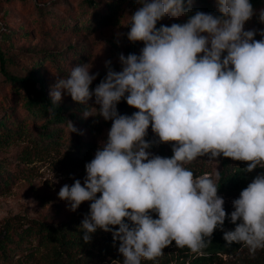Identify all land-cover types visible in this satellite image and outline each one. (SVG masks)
I'll return each instance as SVG.
<instances>
[{"label": "clouds", "instance_id": "clouds-1", "mask_svg": "<svg viewBox=\"0 0 264 264\" xmlns=\"http://www.w3.org/2000/svg\"><path fill=\"white\" fill-rule=\"evenodd\" d=\"M215 2L218 15L192 14L193 0H137L123 27L128 41L143 43L139 54L120 53V71L105 61L106 75L94 89L99 73L84 63L50 92L55 107L67 94L85 105L84 118L112 122L85 164L83 184H64L58 198L73 212L90 202L81 238L88 243L97 229L111 232L123 264L155 261L173 241L199 252L217 228L228 246L238 243L253 256L264 249V173L232 201L229 216L218 195L220 171L195 176L185 167L223 156L246 162L248 173L264 168V29L245 30L257 14L250 0ZM182 16V24L157 27ZM258 20L264 23V8ZM122 99L137 111L120 114ZM68 123L70 133L80 134ZM149 127L158 139H145ZM159 143L171 144V157L149 151ZM226 217L233 230H224Z\"/></svg>", "mask_w": 264, "mask_h": 264}, {"label": "rangeland", "instance_id": "rangeland-1", "mask_svg": "<svg viewBox=\"0 0 264 264\" xmlns=\"http://www.w3.org/2000/svg\"><path fill=\"white\" fill-rule=\"evenodd\" d=\"M129 1H120L124 7L116 10L114 23L110 26L92 31L85 29L81 33L44 36L37 32L33 33L38 7L43 6L59 16H67L69 10L80 16L86 8L83 0H0V29H2L0 30V48L10 52L12 73L19 76L27 75L33 67L32 61L44 52L62 53L64 58L71 62L70 64L74 62L70 61V56L77 54L78 58L84 57V63L92 65V73H99L97 79L90 86L94 89L106 75L105 61L111 60L113 69L120 71L119 54L123 53L125 56L130 53L139 54L143 47L134 49L126 36L128 27H123L127 24L128 15L132 13ZM253 8L257 14L245 23V30L264 29V23H260L258 20V12L264 8V5ZM27 32L32 33V39H23ZM261 38L259 34L254 37L256 40ZM40 75L45 79L50 94L58 81L56 73L49 68L42 71ZM11 93V86L4 81L0 73V104L10 100ZM60 103H68L74 114L84 118L85 105L77 107L80 103L73 101L69 95L64 94ZM92 104L93 101H89V105ZM117 109L120 114L129 115L134 108L128 106L122 99L117 105ZM90 110L95 113L94 108ZM87 119H89L87 124L91 126V130H86L82 136L91 135V140L100 146L101 140L107 136L112 122L105 121L99 116ZM30 122V120L27 121V123ZM40 122L35 120L34 123L39 124ZM80 125L79 123L76 127L78 130ZM28 134L24 133L19 139H11L6 144L0 145V178L3 177L10 182L2 191L0 190V226L6 219L15 216L43 219L52 225L63 224L74 218L83 220L89 212L90 202H83L73 212L69 210L66 201L58 198V192L64 184L71 186L75 179L81 180L83 184V179L86 176L85 164L94 158L95 153L89 159L70 158L66 154L69 147L46 149L35 140V136ZM185 167L192 170L195 176L208 174L215 178L216 171L222 169L221 157L216 160L199 157L186 164ZM239 194V192H222L218 189V195L224 199L223 207L229 216L234 210L232 201L238 198ZM153 218H156L155 214H153ZM226 220H230V218L226 217ZM99 230L89 245V255L85 256L86 251H84L77 256L90 258L89 264H123V257L118 252L119 242L116 241L114 244L111 232ZM163 251V256L155 261H142V264H160L165 256L170 258L172 246H167ZM261 252L262 249L257 250L253 256L247 247L242 245L237 253L224 255L219 264H264V255ZM26 254L28 252L19 250L12 258L11 263L0 264H40L36 259L26 257Z\"/></svg>", "mask_w": 264, "mask_h": 264}, {"label": "trees", "instance_id": "trees-1", "mask_svg": "<svg viewBox=\"0 0 264 264\" xmlns=\"http://www.w3.org/2000/svg\"><path fill=\"white\" fill-rule=\"evenodd\" d=\"M120 1L83 0L86 8L80 16L72 10L68 11L67 16H59L43 6L38 7L33 33L55 36L110 26L114 23L116 10L124 7ZM250 3L253 7H258L264 5V0H250ZM129 4L132 13L139 7L137 0H130ZM197 10L219 14L215 0H193L192 14ZM186 20L187 17L184 16L180 18L165 17L157 23V27L160 24L168 26L172 23L182 24ZM30 33L27 32L23 39H32V33ZM9 39H11L10 36ZM131 45L134 49H138L143 46V43L131 42ZM72 55L70 61L74 62L70 64L71 62H68L62 53L44 52L32 61L33 67L27 75L19 76L12 73L10 69L12 64L10 52L0 48V73L12 90L11 99L0 104V131H2L0 145L6 144L11 139H19L24 133H29L28 135L35 136V140L46 149L69 147L66 154L70 158L89 159L92 157L99 144L91 140V135L82 136L83 132L85 134L86 130H91V126L87 124L89 119L74 114L68 103H59L58 107L53 106L45 79L40 75L42 71L51 68L58 79L67 78L71 68L84 63V57L78 58L77 54ZM83 106L80 104L77 107ZM135 111L137 109H133L129 115ZM28 120L31 122L27 123ZM35 120L41 122L35 124ZM68 121H71L75 128L79 123L81 124L80 134L70 133ZM106 139L107 136H104L101 142ZM145 139L149 141L158 139L151 127L148 129ZM149 151L162 157H171L173 154L172 146L169 143H159ZM221 166L217 186L220 191L227 193H240L257 174L264 173V168L260 167L251 173L245 172L246 162L234 161L223 156H221ZM8 181L3 177L0 178L1 191L10 183ZM81 221L74 218L63 224L52 225L43 219L17 216L6 219L0 226V263H11L16 252L22 250L28 252L26 257L36 259L40 264H89L90 258L77 255L84 251H86L85 256L89 255V245H91L94 235H97L100 230L97 229L92 234L90 242L85 243L81 238L83 232L79 230ZM223 228L224 230H230V228L233 230L235 225L225 219ZM171 246L170 258L165 256L160 264H219L224 255L235 254L242 247L235 242L228 246L220 228L214 231L211 243L199 252H192L187 247H176L174 241ZM261 253L264 255V249Z\"/></svg>", "mask_w": 264, "mask_h": 264}]
</instances>
